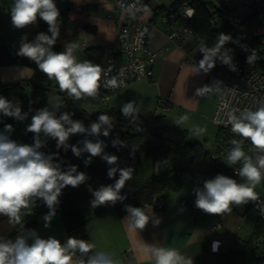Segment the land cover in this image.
Wrapping results in <instances>:
<instances>
[{
	"label": "clouds",
	"instance_id": "obj_1",
	"mask_svg": "<svg viewBox=\"0 0 264 264\" xmlns=\"http://www.w3.org/2000/svg\"><path fill=\"white\" fill-rule=\"evenodd\" d=\"M10 15L11 24L16 29L35 25L38 20L47 23L48 32L38 33L34 40L29 41L26 35L22 37L16 54L33 61L48 80L56 82L61 92L79 100L96 97L102 87L111 90L119 87L114 77H108L110 68L106 71L90 60L77 59L78 44L68 42L64 51L53 50L60 35V10L56 0H14ZM187 15L191 17L193 13L189 11ZM230 41L239 43L238 39L233 41L231 35L220 33L214 48L201 49L204 55L196 71L210 72L217 60L227 65L230 70L236 71L231 50L224 47ZM254 59L253 51L246 58V62L250 64ZM217 82L197 88L195 94L200 97L209 95ZM57 111L50 110L49 107L35 111L31 123L25 129L26 132L34 134L32 144L18 143L12 139V124H6L3 131H0V216H6L10 224H22L23 217L31 215L37 200H41L49 209L42 217L44 226L50 227L63 189L68 186L79 187L89 178L85 172L78 171L77 165L69 164L67 170H64L61 162L56 159L58 153L46 155L40 151L45 143L41 140V133L55 140L58 150L67 152L70 148L76 157L87 153L85 166H89L92 158L97 156L108 165H117L118 156L106 153V145L100 140L85 139L77 144L69 143L70 137L85 132L96 137L101 134L109 136L114 125L108 114L101 112L88 128L81 120L73 119L72 113L63 112L57 115ZM139 111L135 101L121 106L122 115L132 120L139 116ZM0 115L14 118L18 122L28 117L20 103L13 104L4 96H0ZM187 120L188 116L182 115L175 123L182 126ZM228 125L231 126V132L240 139L231 140L225 162L229 166L240 165L237 175L244 182L217 174L214 178L205 180L203 187L195 188V207L207 214L228 213L233 205L240 206L256 201L254 189L264 181V100L258 103L255 110L248 108L239 114L229 112L225 121V126ZM204 131L202 128L195 129L196 135ZM245 140L250 141V151L254 155L245 152ZM112 144L113 147L118 144L126 146V141L117 139ZM134 151L133 148V155ZM132 171L131 167H110L108 178H115L117 172L119 178L115 179L114 184L101 185L98 189L90 187L93 194L91 206L96 208L123 202L127 197L121 194V190L132 179ZM125 208L129 229L142 230L150 220L155 225L160 223L159 218L149 217L141 207L126 205ZM92 249L93 245L85 239L69 236L61 242L54 236L43 238L35 229H28L14 240L0 237V264H73L77 252L81 256H87V260H80L79 264H117L112 254L105 251H96L88 256ZM140 251L154 260V264H193L190 258L172 248L143 246Z\"/></svg>",
	"mask_w": 264,
	"mask_h": 264
},
{
	"label": "crops",
	"instance_id": "obj_2",
	"mask_svg": "<svg viewBox=\"0 0 264 264\" xmlns=\"http://www.w3.org/2000/svg\"><path fill=\"white\" fill-rule=\"evenodd\" d=\"M12 2L13 0H0V13L9 22L0 29V44H20L21 38L25 35L29 41L34 40L38 22L23 29H16L11 24V17L9 19L5 16V13L10 12L9 7ZM112 2L113 0H56L57 6L62 7L61 12L65 10V13L62 16L60 12L63 37L57 40L53 50L62 52L65 50L66 43L74 42L79 45L76 51L79 61H84L83 53L88 46L105 47L106 55L107 45L116 38L118 32L116 23L110 15ZM159 4L169 6L171 2L165 4L158 0H150L143 12V17L151 19L153 9ZM237 16L241 19L245 17L242 19L244 20L250 15L237 14ZM255 28L264 32L262 23ZM149 40L150 45L155 49L170 45V49L157 60L154 76L129 83L115 92L107 105L121 109L124 103L135 101L140 109L139 114L145 117L153 112L159 113V109L178 111L181 113L179 116L201 113L204 102L202 97L195 93L197 88L203 87L208 73L202 70L196 71L199 62L185 58L186 50L190 53L191 48L198 44L196 38L188 40L185 48H179L165 36L164 24L159 18L157 25L150 31ZM34 73V68L25 64H0V82L2 83L31 78L34 77ZM165 101L173 105L170 110L163 107ZM39 108L34 102L29 104L26 101L22 105V110L28 113V117L22 122L14 119L12 139L18 143L32 144L34 134L26 132L25 129L31 123L32 115ZM3 129L4 127L0 125V131ZM93 140L95 141L94 138ZM191 178L194 180L186 182L179 191L166 190L161 194L160 197L165 202L164 207L157 208L152 204L143 208L149 217L159 218L158 225L150 220L142 230L129 229L126 222L127 213L121 214L116 207H109L72 232L66 230L62 215L58 211L50 227L44 226L42 216L33 229L43 238L54 236L61 242L69 236L85 239L93 245L88 256L96 251H105L112 254L117 264H154V260L147 254L141 253L140 249L143 246L175 249L186 258H190L193 264H215L219 252L211 251V238L215 235L225 237L220 253L238 248L239 243L242 247L244 240L252 233L259 213L256 217L251 216L250 210L253 209L249 203L232 206L231 211L224 214L193 212L182 201L194 197V189L202 185L198 179ZM80 187L89 188V180ZM89 193H91L90 190ZM34 212L35 207L31 215ZM31 215L24 216L23 223L15 225L10 224L6 216H0V237L14 240L18 235L25 234L28 229H31L27 225ZM218 223L220 227L214 230L213 226ZM80 260L86 261L87 256H81L78 253L73 258V264H79Z\"/></svg>",
	"mask_w": 264,
	"mask_h": 264
},
{
	"label": "trees",
	"instance_id": "obj_3",
	"mask_svg": "<svg viewBox=\"0 0 264 264\" xmlns=\"http://www.w3.org/2000/svg\"><path fill=\"white\" fill-rule=\"evenodd\" d=\"M184 3H189L195 8L192 17V24L196 32L194 38H196L197 43H202L207 49L216 45L217 36L220 33H224L225 29L231 30L234 27L230 15L233 14L235 17L234 11L237 7H231L230 0H171L169 6L163 4L155 6L151 21H157L167 8L176 9ZM64 13L65 10L61 12L62 16ZM59 19L61 20V18ZM219 21H223L222 27L217 26ZM40 32H48V25L43 20H38L36 35ZM62 37L63 30L60 24L58 40ZM236 37L243 41L242 45L230 41L224 46L231 50L234 62L243 65L249 64L246 62V58L254 51L257 52V56L253 61L264 71V43L261 37L254 36L251 40H247L241 35ZM19 46L20 44H0V64H25L34 68V77L48 80L33 61L16 54ZM12 51L15 54H12ZM83 58L102 67L105 47H85ZM48 81V85L58 88V92L63 96V106L57 111V115L63 112L72 113L73 119L81 120L86 127L90 128L91 123L97 119L101 112L108 114L114 126L109 136L105 137L102 134L100 136L126 141V146L118 144L105 150L110 155L118 156L117 165H108L106 161L97 156L92 158V163L89 166H85L84 160L88 157L87 153L76 157L71 153L70 148L67 152L63 149L50 150L47 147V140H44V146L40 151L46 155L58 153L56 159L61 162L64 170H67L69 164L77 165L80 171L87 174L89 185L93 189L96 184L100 186L106 185V182L114 184L115 179L119 178V172L115 178H108L107 172L110 167H131L133 169L132 179L121 190V194L127 198L115 205H102L96 208L91 206V209H88L77 198V187L68 186L63 189L57 211L61 213L68 232L81 228L95 215L109 207H116L121 214L127 213L126 205L148 207L153 204V199L160 197L164 191H179L191 177L198 179L202 187L205 180L214 178L217 174H224L237 179L239 182H244L235 172V169H238L240 165L229 166L225 162L227 155H223L221 152L223 150L228 154L232 138L226 141L227 146L225 148L217 147L221 134L220 128L217 127L212 149H207L203 142L190 137L187 128L164 124L165 114L163 113L153 112L147 117L139 114L135 120H132L125 118L121 109L108 106V103H102L98 96L74 100L66 92H61L55 81ZM34 87L37 86L32 78L18 79L8 83L0 82V96L8 98L13 104L20 103L22 106L27 101L28 90ZM163 105V107H173L169 101H165ZM6 124L13 125L14 118L0 115V125L4 127ZM42 136L45 135L41 133ZM88 138H94V135H90L88 132L77 134L70 138L69 143L77 144ZM243 146L246 152L248 149L247 140L244 141ZM133 148L135 149L134 155L132 154ZM214 152L221 154L219 159L212 157ZM260 185L262 191L258 192L254 189L256 195L264 194V181ZM48 211L46 205L41 200H37L35 212L27 222L28 227L33 229L39 219ZM215 264H264V219L259 215L252 233L244 240L243 246L239 249L219 252Z\"/></svg>",
	"mask_w": 264,
	"mask_h": 264
},
{
	"label": "built area",
	"instance_id": "obj_4",
	"mask_svg": "<svg viewBox=\"0 0 264 264\" xmlns=\"http://www.w3.org/2000/svg\"><path fill=\"white\" fill-rule=\"evenodd\" d=\"M150 0H113L110 15L113 17L118 32L116 38L107 45L106 55L102 68L111 71L108 73L109 78H115L119 87L114 90L101 88L97 95L102 103L107 104L111 96L126 87L129 83L142 78H152L154 76V66L157 60L170 49V45H165L161 49H155L150 45L149 34L153 27L157 25V21L143 17V12ZM231 7L246 6L254 10L260 23L264 24V0H230ZM191 11L194 15L195 8L184 3L176 9L167 8L160 17V21L164 23L165 36L179 48H185V43L196 36L195 28L192 24V17L187 13ZM231 19H235L234 15H230ZM254 36H260L264 43V32L253 28ZM252 54V53H251ZM257 56V52H254ZM185 58L191 61H197L186 50ZM236 64L239 80H224L222 91L218 97L214 113L213 122L221 129V135L218 139V148H225L227 140L230 138H239L231 132V126H225V121L229 112L239 114V112L251 108L255 110L258 103L264 100V71L253 61L250 64ZM208 79L211 82L222 79L216 73L208 72ZM170 110L169 106L164 107ZM222 136V137H221ZM93 140V138H88ZM41 140H46L45 136ZM94 141V140H93ZM34 142V135L33 141ZM248 142L246 153L254 155L251 152V143ZM220 149V150H221ZM223 155H228L221 150ZM220 153L214 152L212 157L219 159ZM235 169V172H238ZM256 201H250L249 205L256 209L259 215L264 219V194L256 195ZM196 196L184 199L182 203L189 207L193 212H203L195 207ZM153 205L162 208L165 205L161 197L153 199ZM235 206V205H233ZM220 224L213 226L214 230L219 228ZM64 239L62 242H64ZM225 241L223 235H215L210 240L211 251L213 253L220 252V247ZM78 255V252L75 256Z\"/></svg>",
	"mask_w": 264,
	"mask_h": 264
},
{
	"label": "rangeland",
	"instance_id": "obj_5",
	"mask_svg": "<svg viewBox=\"0 0 264 264\" xmlns=\"http://www.w3.org/2000/svg\"><path fill=\"white\" fill-rule=\"evenodd\" d=\"M158 1L165 3V4H170L171 2V0H158ZM13 3H14V0L10 4L11 7ZM11 7H9L10 10H11ZM58 8L61 12L62 7H58ZM234 13H235V19L232 21L234 24V27L231 30L225 29L223 31L224 34L231 35L234 41L237 39L236 36L238 35L245 37L247 40L253 39L254 37L253 28L258 27L261 24L257 16L254 14V10L250 7L239 6L234 11ZM237 14H242L243 16L244 15H250V16L242 21V19L245 17H243L242 19L238 18ZM5 16L10 19L11 17L10 12L5 13ZM8 23H9L8 20H5L3 14L0 13V29L5 27ZM223 25H224L223 21H219V23L217 24L218 27H222ZM258 31L260 30L258 29ZM238 44L242 45L243 41L239 40ZM214 47L215 46H212L211 48H214ZM201 49H207V48L202 43L199 42L190 50L191 56L194 57L197 60V62H200V60L203 58V55H204ZM211 71L216 73L222 79L217 80L219 82L215 81L217 82V84L214 86L212 92H210L209 95L202 97L203 102H204V108L201 113L197 112V113L187 114L188 120L182 126H180V125H177L175 121L179 119L180 117L179 115H181V113H179L178 111H174V112L164 111V110L162 111V109H159L158 111L159 113L165 114V119L163 121L164 124H171V125H175L180 128H187L189 131L190 137L192 139L203 142V144L205 145L207 149H212V146H213V143L216 137L217 126L214 124L212 116L214 113V108L216 106L218 97L222 91V87L224 83L223 81L224 80H239L238 73L236 71L230 70V68L227 65L222 64L219 60L216 61V65ZM204 81L205 83L203 84V86L212 85L215 83V82H211L208 79V77H206ZM27 102L29 104L34 102L36 103L37 107H40V108L49 107L50 110H60V108L63 106V96L61 93L58 92V88H56L53 85H47L42 88H39V87L33 88V89L30 88L27 94ZM196 128H202V129H205V131L202 132L200 135H196L195 133ZM45 137L47 140L48 149L50 150L57 149L56 141L50 137H47V136ZM94 139L95 141L100 140L103 142V144L106 145V147L104 148V151L107 148L112 147L113 140H116L114 138H102L101 136L99 137L94 136ZM80 146L82 147V144ZM78 171H80L79 168H78ZM97 172L99 173V171ZM193 180L194 179L190 178L187 181V183ZM105 184L108 185L111 183L106 182ZM99 187L100 185L96 184V186H94V189H98ZM91 189H93V187H91ZM255 189L258 192L262 191V187L260 184L257 185ZM77 195H78L77 198H79V201L86 202L85 206H87L88 209H91L90 202L93 199L92 191L91 193H89V188L83 189L79 186L77 187ZM252 209L253 210H250L251 216L256 217L258 214V211L254 208ZM240 245L241 244L239 243L237 247L240 248L241 247Z\"/></svg>",
	"mask_w": 264,
	"mask_h": 264
},
{
	"label": "water",
	"instance_id": "obj_6",
	"mask_svg": "<svg viewBox=\"0 0 264 264\" xmlns=\"http://www.w3.org/2000/svg\"><path fill=\"white\" fill-rule=\"evenodd\" d=\"M12 54H15V52L12 51ZM32 79L35 81V85L38 87L47 86L49 83V81L47 79H44V78L33 77Z\"/></svg>",
	"mask_w": 264,
	"mask_h": 264
}]
</instances>
